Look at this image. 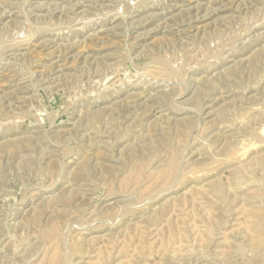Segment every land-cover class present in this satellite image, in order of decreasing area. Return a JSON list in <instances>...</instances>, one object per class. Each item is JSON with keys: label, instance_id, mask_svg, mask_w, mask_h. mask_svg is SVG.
Wrapping results in <instances>:
<instances>
[{"label": "rangeland", "instance_id": "374dc122", "mask_svg": "<svg viewBox=\"0 0 264 264\" xmlns=\"http://www.w3.org/2000/svg\"><path fill=\"white\" fill-rule=\"evenodd\" d=\"M0 264H264V0H0Z\"/></svg>", "mask_w": 264, "mask_h": 264}]
</instances>
